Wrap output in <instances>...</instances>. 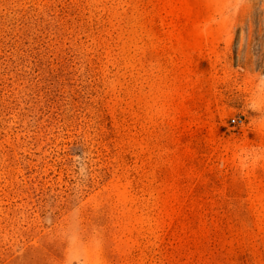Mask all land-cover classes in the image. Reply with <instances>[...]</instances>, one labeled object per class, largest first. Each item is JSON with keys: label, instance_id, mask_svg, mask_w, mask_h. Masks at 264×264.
Returning <instances> with one entry per match:
<instances>
[{"label": "rangeland", "instance_id": "obj_1", "mask_svg": "<svg viewBox=\"0 0 264 264\" xmlns=\"http://www.w3.org/2000/svg\"><path fill=\"white\" fill-rule=\"evenodd\" d=\"M0 264H264V0H0Z\"/></svg>", "mask_w": 264, "mask_h": 264}]
</instances>
